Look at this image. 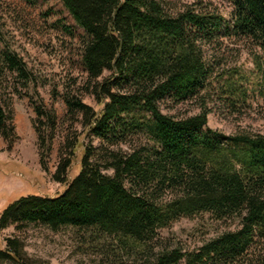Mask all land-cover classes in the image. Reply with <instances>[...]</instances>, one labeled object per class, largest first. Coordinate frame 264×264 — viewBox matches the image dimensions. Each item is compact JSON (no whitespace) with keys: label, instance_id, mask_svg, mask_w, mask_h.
Returning a JSON list of instances; mask_svg holds the SVG:
<instances>
[{"label":"trees","instance_id":"16d2710c","mask_svg":"<svg viewBox=\"0 0 264 264\" xmlns=\"http://www.w3.org/2000/svg\"><path fill=\"white\" fill-rule=\"evenodd\" d=\"M61 2L86 34L81 63L101 109L69 94L64 102L100 145L83 147L80 169L69 179L79 138H67L52 174L63 191L10 202L0 227H95L128 254L153 255L148 264H264L257 250L264 245V134L227 135L206 125L212 95L233 111L245 100L243 76L215 70L225 39L259 48L264 87V0H229V17L202 0L179 6L166 0ZM6 71L31 81L22 59L4 43L0 75ZM187 101L196 102L198 111L174 116L161 109ZM34 111L51 130L37 131L40 148L49 151L56 112L41 104ZM9 120L0 102L4 138L13 132ZM122 143L130 144L128 151L113 148ZM203 213L216 221L236 219L237 227L187 252L158 244L161 229ZM7 243L0 259L23 264L11 248L14 241Z\"/></svg>","mask_w":264,"mask_h":264},{"label":"rangeland","instance_id":"374dc122","mask_svg":"<svg viewBox=\"0 0 264 264\" xmlns=\"http://www.w3.org/2000/svg\"><path fill=\"white\" fill-rule=\"evenodd\" d=\"M173 5L196 0H166ZM229 17V0H202ZM0 46L7 47L22 59L31 81H24L16 72L0 75V102L4 106L13 132L0 135V215L3 209L21 196H54L64 184L52 178L60 149L66 154V139L78 136L76 154L68 171L72 178L80 169L83 147H98L100 140L82 126V117L68 112L64 96L79 98L94 110H100L91 90V83L81 63V45L86 34L79 27L61 0H0ZM220 65L215 70L237 71L245 90V100L237 111L220 102L215 95L208 101L210 112L206 125L227 135L264 134V87L259 81L257 62L259 48L244 39H225ZM218 58V57H217ZM109 72L105 71L104 75ZM237 77V76H236ZM54 108L57 115L55 137L49 151L40 148L38 130H51L36 119L34 105ZM164 113L174 116L198 111L196 102L172 106L163 103ZM129 143L114 146L128 151ZM42 158L44 159L42 162ZM103 172L112 175L111 169ZM238 221H216L203 213L182 217L159 231L158 244L179 248L182 252L197 249L209 238L226 229H235ZM14 241L15 258L23 264H148L147 254H128L112 236L95 227L63 226L57 230L42 224L9 223L0 227V249ZM264 253V245L258 249ZM155 251V250H154ZM0 264H15L0 259Z\"/></svg>","mask_w":264,"mask_h":264}]
</instances>
